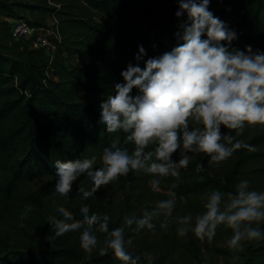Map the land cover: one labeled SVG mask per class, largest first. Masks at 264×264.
<instances>
[{
	"label": "trees",
	"instance_id": "1",
	"mask_svg": "<svg viewBox=\"0 0 264 264\" xmlns=\"http://www.w3.org/2000/svg\"><path fill=\"white\" fill-rule=\"evenodd\" d=\"M229 4L228 10H220L217 0H210L209 11L236 32L231 47L245 50L251 46L254 52H264V0H229ZM178 9V0H0V16L7 19H25L18 13L22 10L32 26L45 27L48 19L54 21L64 51L84 64L67 67L53 61L46 66L27 46H23L19 59L0 51V219L10 227L0 233V264H123L110 249L106 254L86 253L72 232L50 242L47 237L53 236L54 230L47 224V217H61L38 195L24 192L22 186L57 178V160H83L95 155L98 167L103 149L117 137L119 146L131 151L132 145L124 143V133H107L98 123L99 106L108 95H115L114 85L123 82L120 74L129 64L139 63L143 68L144 60L177 46L176 33L182 31L179 26L186 20V14L175 15ZM140 46L147 55L138 62L135 57ZM222 132L235 137L234 142L253 146L255 151L237 149L218 165H209L204 154L189 153L192 159L187 169L180 170L179 179L167 176L159 184L164 191L162 200L175 193L171 222L177 217L191 215L194 219L202 214L206 196L214 190L234 193L236 185L247 180L250 190L264 191V127L253 130L246 125L240 135L236 130L222 128ZM179 158V153L174 154L173 160ZM200 163L204 170L197 172ZM118 180L123 198L117 213L94 206L89 209V215L110 217L109 231L123 225L125 216L140 217L146 208H153L154 195L159 194L141 173L128 182L122 176ZM173 184L177 186L173 188ZM29 206L31 211L22 219ZM77 206L72 202L71 211L75 220L82 221ZM253 226L264 233V221ZM93 230L99 240L105 241L107 234L100 232L98 225ZM146 230H125V238L132 240L127 250L141 257L138 264L149 263L145 258L147 247L164 251L158 264H164L176 251L187 258L185 261L226 255L207 242L201 255L193 235L181 240L176 231H171L149 240L143 235ZM217 230L222 235L232 231L225 226ZM244 253L241 264H264V237L246 240Z\"/></svg>",
	"mask_w": 264,
	"mask_h": 264
},
{
	"label": "clouds",
	"instance_id": "2",
	"mask_svg": "<svg viewBox=\"0 0 264 264\" xmlns=\"http://www.w3.org/2000/svg\"><path fill=\"white\" fill-rule=\"evenodd\" d=\"M178 3L175 15L186 14V20L179 26L182 31L176 33L177 46L146 60L147 53L140 46L135 58L138 62L144 60L143 68L139 63L129 64L120 74L123 82L114 85L115 95H108L99 106L98 123L107 133H124V143L132 145L131 151L120 147L117 137L103 149L98 167L95 155L83 160L55 161V193L67 197L73 183L84 176L91 187H80L78 191L87 200L130 172L151 175V185L158 189L160 177L179 179L180 170L187 169L192 159L189 153L204 154L209 165H218L237 149L255 151L242 141L234 142L235 137L222 132V128L236 130L240 135L246 125L264 127V52H254L251 46L245 50L232 48L237 34L209 11L210 0ZM177 153L180 158L173 160ZM203 170V163L197 164L196 171ZM175 207L172 193L171 198L146 208L140 217L125 216L123 225L111 231L107 214L89 215L88 206L83 205V220L77 221L66 208L58 207L61 218L47 217V224L54 230L47 239L51 242L79 231L81 248L91 254L98 244L93 230L98 225V230L107 234L103 253L110 249L123 264H138L141 257L127 250L132 240L125 238V230L155 231L156 221H160V228L167 229ZM204 208L194 220L191 215L176 218L179 236L192 232L197 239L210 242L217 229L225 226L232 230L227 241L231 248L243 240L264 237L253 226L264 221V191L250 190L247 180L238 183L234 193L212 191L206 196ZM27 211H31L30 206L22 219ZM145 258L152 260L151 254H145Z\"/></svg>",
	"mask_w": 264,
	"mask_h": 264
},
{
	"label": "rangeland",
	"instance_id": "3",
	"mask_svg": "<svg viewBox=\"0 0 264 264\" xmlns=\"http://www.w3.org/2000/svg\"><path fill=\"white\" fill-rule=\"evenodd\" d=\"M218 6L220 10H228L229 9V0H217ZM20 16L26 17L25 19L28 20L29 16L22 10L18 11ZM23 18V17H21ZM24 19V20H25ZM11 20H7L4 16H0V51L2 53H5L15 59H19L22 50L24 47L28 48V44H24L25 42L23 40H20L19 42H13L9 39L7 35V28L8 23ZM54 24V26H53ZM55 22L48 19L45 27H55ZM10 43V44H9ZM24 46V47H23ZM23 48V49H22ZM40 62L43 65H46V60L43 59L44 57L39 54ZM56 58L60 60L63 64H65L67 67H74V66H82L75 58L72 57L71 54L67 53L64 50L59 49ZM259 128H263L261 126H254L253 130H258ZM138 174L140 173H134L130 172L126 176H122V179L126 182L130 180H134ZM142 175H145L141 173ZM148 178V184L151 185V180L153 177L151 175H145ZM57 178H44L37 181H33L30 183H27L26 185L22 186V190L27 193H31L34 195H38L42 200H44V203L50 207L51 211L56 212L58 215L59 213L56 211L58 207H64L68 211H71L72 208V202H76L78 204L77 207H82L83 205H87L88 209H91L92 206L95 208L105 211L109 214H116L118 211V207L122 201L123 194L121 189L118 186L119 180H116L112 183H110L107 186L102 187L96 194H94L93 197L84 200L82 199L81 194L79 193L78 189L80 187L85 188V190H89L91 185L89 181L86 179V177L81 176L78 178L76 182L72 185V191L68 194L67 197L60 196L59 194L55 193L54 185L56 183ZM165 178L160 177V184H163ZM156 191L159 193L158 195H154V203L156 204L158 201L162 200V194L163 190L161 189L160 185L158 186V189ZM90 201V204H89ZM173 213H175L173 211ZM163 219V218H162ZM195 219V218H194ZM193 219V220H194ZM160 221L156 223L157 227L155 231H149L146 230L143 234L144 236H148L149 240H152L153 238H162L165 234L170 233L171 231H176L178 228V223L169 221V225L167 229H162L159 227ZM9 225L4 219H0V233L3 234L5 230L9 229ZM189 235H193L195 239V235L192 232L188 233ZM72 236L76 238L78 243L80 244V232H72ZM232 236V231L226 233L225 235H222L217 230L215 237L209 242L207 239L201 241L198 239L197 244L199 245L201 255L205 253V250L203 249V245L207 243H211L217 248L222 249L226 252L225 257H210L206 255L205 258L200 259L199 261H185V258L179 254L178 251L172 253L169 255L166 260L164 261V264H241L244 260V250L246 247V240L241 241L240 245L236 248L229 247L227 241ZM181 240H186V236H178ZM105 247L104 241L98 239V244L96 248L93 249V251L100 252ZM148 248V254H151L152 260L148 264H158L161 253H164V251H155L154 249ZM187 259V258H186Z\"/></svg>",
	"mask_w": 264,
	"mask_h": 264
},
{
	"label": "built area",
	"instance_id": "4",
	"mask_svg": "<svg viewBox=\"0 0 264 264\" xmlns=\"http://www.w3.org/2000/svg\"><path fill=\"white\" fill-rule=\"evenodd\" d=\"M7 35L13 42L23 40L28 48L46 60V66L53 61H58L56 54L59 49L64 50L59 38L58 27H35L24 19H9ZM54 26V24H53ZM10 44V43H9ZM40 57V56H39Z\"/></svg>",
	"mask_w": 264,
	"mask_h": 264
},
{
	"label": "crops",
	"instance_id": "5",
	"mask_svg": "<svg viewBox=\"0 0 264 264\" xmlns=\"http://www.w3.org/2000/svg\"><path fill=\"white\" fill-rule=\"evenodd\" d=\"M8 20V19H7ZM80 64L84 65L82 62H79Z\"/></svg>",
	"mask_w": 264,
	"mask_h": 264
}]
</instances>
